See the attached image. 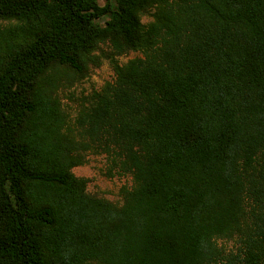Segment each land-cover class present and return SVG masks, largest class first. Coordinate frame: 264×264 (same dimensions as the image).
I'll use <instances>...</instances> for the list:
<instances>
[{
  "label": "trees",
  "instance_id": "1",
  "mask_svg": "<svg viewBox=\"0 0 264 264\" xmlns=\"http://www.w3.org/2000/svg\"><path fill=\"white\" fill-rule=\"evenodd\" d=\"M101 43L141 56L76 138L52 74ZM83 150L132 175L121 205ZM92 262L264 264V0H0V264Z\"/></svg>",
  "mask_w": 264,
  "mask_h": 264
},
{
  "label": "rangeland",
  "instance_id": "2",
  "mask_svg": "<svg viewBox=\"0 0 264 264\" xmlns=\"http://www.w3.org/2000/svg\"><path fill=\"white\" fill-rule=\"evenodd\" d=\"M153 11L142 16L143 23L147 24L153 20ZM93 54L95 55L93 60L88 62L83 73H76L72 69L61 67L52 74L54 84L51 91L53 96L59 100L62 113L65 116L66 126L64 129L81 139L83 134L82 128L79 126V117L91 105L95 93L115 80L114 59L120 64H124L130 59L141 56V52L134 50L114 55L105 43H101ZM83 156V163L73 167L72 171L75 175L87 179V193L121 205L123 203L122 188L133 185L132 175L120 172L115 168L106 153L83 150ZM218 242L226 249H233L234 242L232 240L219 239Z\"/></svg>",
  "mask_w": 264,
  "mask_h": 264
}]
</instances>
